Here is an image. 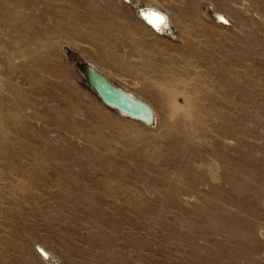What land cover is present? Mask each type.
Returning a JSON list of instances; mask_svg holds the SVG:
<instances>
[{"label":"rangeland","instance_id":"obj_1","mask_svg":"<svg viewBox=\"0 0 264 264\" xmlns=\"http://www.w3.org/2000/svg\"><path fill=\"white\" fill-rule=\"evenodd\" d=\"M50 1L0 29V264H264V0H160L174 37L148 0ZM73 53L158 125L106 105Z\"/></svg>","mask_w":264,"mask_h":264},{"label":"water","instance_id":"obj_2","mask_svg":"<svg viewBox=\"0 0 264 264\" xmlns=\"http://www.w3.org/2000/svg\"><path fill=\"white\" fill-rule=\"evenodd\" d=\"M162 12L163 10L153 6H148V10L146 11L142 10V8L138 9V13L152 24H157V22L163 19ZM214 16L225 23L231 22L220 11L215 10ZM168 34L170 33L168 32ZM170 35L175 36L173 34ZM72 58L87 84L97 93L103 102L118 112L142 120L148 125L153 126L156 124V112L149 102L117 83L105 71L90 61L89 58H82L78 53H73ZM36 247L45 257H51L49 251L40 243H36ZM52 256V259H54L53 253Z\"/></svg>","mask_w":264,"mask_h":264},{"label":"bare ground","instance_id":"obj_3","mask_svg":"<svg viewBox=\"0 0 264 264\" xmlns=\"http://www.w3.org/2000/svg\"><path fill=\"white\" fill-rule=\"evenodd\" d=\"M13 1V2H12ZM128 2H133L134 0H127ZM42 2V3H41ZM41 2L39 0H18V1H15V0H0V29L3 30V28H7L9 31H12V30H18V22L16 21V19L13 17V13H16L20 10H22V8L24 7H27L28 5H33L32 7L34 9H38L40 8L41 11L40 13L42 14V16H47V17H51L55 14V11H52L51 9V1L50 0H41ZM31 3V4H30ZM148 6H153V7H156V8H159L161 10H163L162 12V15H163V19L160 20L159 22H157V24H152L150 22H148L144 17H142L139 13H138V9L139 8H142V10H148ZM31 7V8H32ZM218 9V8H217ZM135 12L137 13L138 17L147 25L149 26L151 29H153L155 32L157 33H160V34H163V35H170V34H173L175 36H179V31H178V28L176 27V25L174 24V20H173V17H172V14H171V11L168 7H166L160 0H148L146 2H140L138 1L137 2V6L135 8ZM217 11H220L221 13H224L227 18H229V20L231 21V16L229 14H227L225 11L223 12V10H217ZM218 21H221L223 23H225L224 21L222 20H219L217 19ZM232 22V21H231ZM230 22V23H231ZM230 23H226V24H230ZM55 25H58V26H64L66 28L69 27V25L63 23L62 21H57L55 23ZM74 27L77 26V23L74 22ZM155 25V26H154ZM70 26H72V24H70ZM28 27V25L26 24V28ZM168 32L170 34H168ZM181 34V33H180ZM172 36V35H170ZM181 36V35H180ZM184 38V37H183ZM63 42V41H62ZM63 45V43H61ZM65 45V44H64ZM63 49V47H62ZM125 49V48H124ZM134 51L136 52V49H134ZM2 51L0 50V76L2 74V70L3 68H6V63H4L3 59H2ZM109 52V51H108ZM107 53V52H106ZM68 55V54H65V56ZM99 57H101V54H99ZM138 58V57H136ZM89 60L92 61L94 64H96L99 68H101L103 71L106 72L107 75H109L113 80H115L117 83H119L120 85H122L123 87H125L126 89L132 91L135 95H138L140 97H142L143 99H145L147 102H149L155 112H156V124L151 126L152 128L153 127H156L159 123V118H160V114H159V111L157 110L156 106L154 105V103L149 100L146 96H144L142 93H140L138 90H135L125 84H122L120 82H118L113 76L112 74L110 73V71H108L106 69V67L101 63V61H99V59L93 57V56H90L89 57ZM148 69V68H147ZM24 77V76H22ZM25 78V77H24ZM1 79V78H0ZM135 85V84H134ZM96 93V92H95ZM97 94V93H96ZM100 98V97H99ZM101 99V98H100ZM102 100V99H101ZM103 101V100H102ZM105 103V102H104ZM106 104V103H105ZM107 105V104H106ZM109 106V105H108ZM111 107V106H109ZM112 108V107H111ZM114 109V108H112ZM116 110V109H115ZM121 113V112H119ZM121 114H124V113H121ZM124 115H127V114H124ZM129 116V115H127ZM132 117V116H130ZM134 118V117H132ZM136 119V118H134ZM138 121H141L143 122L145 125H148L146 124L144 121L142 120H139V119H136ZM36 243H39V242H36ZM36 243H35V246H36ZM41 244V243H40ZM43 247H45L43 244H41ZM37 248V247H36ZM48 251H49V254H51V257L49 256V258L45 257L41 251L40 253L48 260L50 261H55L52 259V251L50 249H48L47 247H45ZM38 249V248H37ZM39 250V249H38ZM53 255L55 256V254L53 253ZM44 258V259H45Z\"/></svg>","mask_w":264,"mask_h":264}]
</instances>
